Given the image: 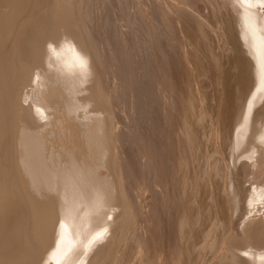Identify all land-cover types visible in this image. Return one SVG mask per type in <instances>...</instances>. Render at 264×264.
Here are the masks:
<instances>
[{
  "label": "bare ground",
  "instance_id": "1",
  "mask_svg": "<svg viewBox=\"0 0 264 264\" xmlns=\"http://www.w3.org/2000/svg\"><path fill=\"white\" fill-rule=\"evenodd\" d=\"M191 1L0 0V108L5 149L9 151V189L13 200L26 195L31 200L29 213L34 214L29 231L34 242L22 230L12 239L0 228V264H108L127 217L132 220L135 212L137 221L144 218V201L148 199L144 197L150 196H144L147 189L151 197L165 195L154 179L164 171L158 162L162 153L153 151L149 129L138 126L137 111H144L140 110L144 105L152 108L158 95L165 99L163 109L172 108L173 112L180 96L177 94L174 102L169 98L174 88L168 90L158 82L188 84L190 78L202 74L209 79L212 72L205 75L206 66L198 64L203 55H209L218 66L215 79L224 101L220 104L224 116L227 108L229 115L234 113L229 120L232 128L226 131L230 124H225L223 130L231 135L228 143L227 134L223 138L224 145L230 143V162L222 158L218 142L215 160L226 176L229 168L234 171L239 162L248 160L261 180L247 187L250 180H242V174L231 171L229 177L224 176L227 195L223 201H233L235 212L242 210V221L237 224L244 229L238 227L241 230L236 231L238 240L234 239L233 245L223 241L228 244L227 260L220 256L217 263L264 264V214L254 218V212L251 220L248 217L243 222L264 196V0H223L232 12V20H227L228 16L224 23L221 18L224 24L220 19L212 22L213 15H208L209 9H215L213 0H202L201 11ZM222 3L220 8L227 7ZM134 63L138 67L133 70ZM232 68L238 77L230 73ZM92 80L93 85L86 88ZM86 91L89 95L82 97ZM195 92L193 97H199ZM184 95L189 97L186 91ZM191 100L187 112L198 102ZM28 101L30 105L25 106ZM50 107L53 112L48 111ZM187 112L173 134L182 142L190 131H186L189 124L185 120L190 123ZM220 123L224 125V119ZM61 131L66 138L59 143ZM14 140L15 147L11 145ZM192 141L189 148L194 146ZM111 144L118 149L114 154ZM258 144H263L259 156ZM130 166L139 176L147 174V180L130 182ZM25 200L22 203L26 205ZM167 253L163 252L162 264H167ZM169 260L173 261L172 255Z\"/></svg>",
  "mask_w": 264,
  "mask_h": 264
},
{
  "label": "rangeland",
  "instance_id": "2",
  "mask_svg": "<svg viewBox=\"0 0 264 264\" xmlns=\"http://www.w3.org/2000/svg\"><path fill=\"white\" fill-rule=\"evenodd\" d=\"M195 1H198V0H195ZM195 1L194 2H193V0L191 1L192 2L191 4L194 5L193 7L195 9L200 10V8L202 9V7H204V2L202 0H200L201 2L199 1L200 4H199V2L197 3V6H195L196 5ZM217 1L218 0H213V2H215V5H216L215 9L212 11L209 9V12H208L209 17L212 18L211 15H213V18H214V19L212 18V20L211 19L210 20L212 22H214V21L217 22L219 19L221 20V18H222L223 21H224V19L226 21V18L228 16L229 17L227 20H229V18L232 20V18H231L232 12L230 10H228L229 7L227 6V4L223 0H220L218 2ZM222 1H223V3H222ZM219 2H221L222 5L226 4L225 6H227V7L222 6V8H220L221 4H219ZM218 5H219V7H218ZM220 9H222V11ZM223 9H225V10H223ZM215 11L216 12L218 11L220 13H216ZM223 11L224 12L226 11L225 13H228L227 15L224 13L225 17L222 16ZM209 13H212V14H209ZM215 14H216V16H214ZM217 14L221 15L222 17L221 16L217 17ZM222 20H221V23H222ZM225 21H224V23H225ZM229 21H227L226 23H229ZM224 23H222V24H224ZM136 24L138 25L139 22L136 21ZM210 50L212 51L213 48L211 47ZM198 53H199L198 55H200L202 52L198 51ZM0 54H2V53H0ZM205 54H208V50L206 51ZM230 56H232V55H230ZM200 57H202V56L200 55ZM204 57H206V59H203ZM203 58H201L203 60V62H202L198 56V59L200 60V61L198 60L199 61L198 64L201 65V63H202L203 64L202 68H204L206 66V68H204L205 69L204 74L206 72L205 75L208 76L209 73L211 74V72H212L209 79H208L209 76L205 77L202 74L201 76L199 75L200 77L197 76L195 78L194 77L190 78V80L188 81V84L183 83V84L178 85L177 83H172L170 85L168 81H166V82L163 81L165 83H163L162 81H160L161 83L158 82L161 86H164V88H166V89L171 88V87L174 88V90L172 89V92L170 93L171 97H169V98L173 99L174 102L176 101L177 94H178V96H180V102L178 104L175 103V110H173V112H172V108L171 109L170 108L169 109H163L166 106L165 105V99H163V96H158V95L155 96L156 98H153V97L149 98V102L151 101V98H153V101H154L153 103H155L158 100L152 108L144 105V108H142L140 110L145 109L146 111L145 110L141 111L140 112L141 114L138 113L139 111H137V114L139 115L138 116L139 122L137 123L138 126L143 127V125H144L147 129H149V134L147 133L148 134L147 137L149 140L151 139L153 141V142L151 141L152 146L154 148V150L153 149L152 150L157 151L159 149L158 152L162 153V154H160V159L158 160V162H160L159 165L162 166L164 171L163 172L161 171V173H162L161 175H158V173L155 174L154 179L156 181V184L159 183L158 186L160 189L163 190V193H165V195L162 196V195L157 194V197H151L152 193L148 192V189H147L148 193L146 192V194L144 196H147V195L148 196L150 195V196L144 197V199L148 198L147 201H144V204H145V206H144V218L142 220L137 221L135 212L132 213L133 215L135 214L134 216L131 215L132 220L129 219L130 217H127L128 223L127 224L125 223L126 226L122 230V235L120 236L119 242H118L117 247H116V249L117 248L118 249L114 250V252L112 253V255L108 261V264H133V263L134 264H162L161 258L163 256V252H168L167 253L168 257L166 256L167 264H171V263L172 264L173 263L174 264H184V263L185 264H218L217 261L220 259V256H223L225 261L227 260V259H225L224 255L228 251L226 248L228 246V244L226 246V243H224L223 241L225 240V241H227V243L229 241L230 244L234 243L235 242L234 239L238 240V238H234V236L237 235L236 231L239 228L244 229L242 227H239L240 222L242 221L241 220L242 217L240 218V216H243V214H241L242 210L239 209L238 212H235V207L233 205L234 204L233 201H228V200H227L228 202L223 201V200H226L225 197L227 195V192H226L227 187L225 185L227 181L225 180L226 178H224V176H226V173L219 168V164L215 160L217 154L214 155L215 154L214 149L218 146L217 147L218 150L221 153L223 152L222 155L225 156V157H222V156L221 157L225 158V162L227 160L229 161L228 155L230 153V149H229L230 143L228 145H224V139L223 138L226 134H227L226 139L231 137V135L228 133L229 132L228 130L232 128L229 120H231V115L234 116V113L232 111L233 114L229 115V113H231V112L228 111L230 109L227 108V110H226L227 113L224 116V110H223L224 108L220 107V104L223 106L224 101L221 102V100H220V92H219L220 88H219V84H218L217 80L215 79L216 78L215 76L217 74L216 68H218V66L216 64H214L215 61L210 59L211 57L209 55H206V56L203 55ZM133 59L134 58L132 57L131 60H133ZM204 60L207 62V64ZM210 60H212L213 62H211ZM134 61H135V59H134ZM208 61H210L209 65H208ZM204 64H206V65H204ZM207 65H208V67H207ZM137 67L138 66L135 63L132 65L133 70L137 69ZM199 67L201 68V66H199ZM209 68H211L212 70L211 69L208 70ZM232 69L229 70L230 73L233 71L231 74L234 75V73H235L236 77H238L236 69H234V68H232ZM190 73H191V75L196 76L192 71ZM154 74L156 75L157 71L156 72L154 71ZM213 74H214V76L211 79V76ZM214 79L216 80L217 83L215 82ZM93 81L94 80L89 82V84L87 83V85H89V86L85 85L86 88L91 87L93 85V83H92ZM90 83L92 85H90ZM234 83H232V85ZM101 85L104 86L105 83L102 82ZM191 86L196 91H198L199 97H196V98L193 97V96H197V92H195L194 89H192L193 91L190 90ZM105 87H106V85L103 88L105 89ZM28 89H29V87L24 88L23 91L25 92ZM104 89H103V95H104V97H107V91H106V89L105 90ZM135 89L136 90L140 89V87H138V88L136 87ZM185 91L187 94H189V97L186 96L187 98L184 95ZM104 92H106V94ZM86 93H87V95H86ZM127 93H128V91L126 90V96H128ZM191 93H192V95H191ZM193 93H195V94H193ZM216 94H218V96ZM85 95L86 96L89 95L88 91L81 94L82 97L83 96L85 97ZM213 96H215V97L213 98ZM158 98L159 99L161 98L160 101ZM188 98H191V99L193 98L196 101H198V102H196L197 105H196L195 109H193L192 111L190 110V112H187L188 104H190L189 101L191 100L190 99L188 101ZM177 99H178V97H177ZM235 100H237V98ZM30 101H32V100H30ZM238 102H239V100H238ZM238 102H235V103H238ZM30 103H32V102H30ZM106 103H108V102H106ZM24 105L25 106L30 105L29 101L27 102V104L24 103ZM176 105H178V106H176ZM218 106L221 108V110ZM52 108L50 107L48 109V111L51 109L50 111L53 112ZM107 108H108V110L109 109L111 110V114H112L111 106L109 107V105H108ZM148 108H150V109H148ZM162 109H163V111H162ZM232 110H233V108H232ZM219 111H221L220 115L218 114ZM186 112L188 113V116L190 118V123L187 120H185L187 122V124H189L187 126L188 129L186 128L187 129L186 131H188V130H190V131H188L189 133L187 132V134H186V131L184 132V134H186V135L183 136L184 142H182L177 137H175L176 135H173V134H174V130H176V126H179L181 124V123L179 124V120L182 121V118L184 120L183 116L186 114ZM199 113H201V114H199ZM170 114H171V116H170ZM227 115H229V116H227ZM151 116H152V119H151ZM200 116L202 117L203 120L201 119ZM217 116H219V118H217ZM223 116H224V118H223ZM227 117H229V118H227ZM198 118H200V119H198ZM221 118H222V120H221ZM223 119H224V125H223V123H220L223 121ZM191 121H193L194 123H192ZM177 124H179V125H177ZM225 124H227V125L230 124V125H228V127L225 128V130L228 131L226 134L223 131ZM190 125H192V126H190ZM191 127H193L194 133H193V131H191L192 130ZM200 128H201V130H200ZM215 128L217 129L216 132L214 131ZM143 129H144V127H143ZM190 132H192V133H190ZM216 134H217V136H216ZM169 135H172V136H169ZM65 138L66 137H65L64 132L61 131L58 134V142L60 143V141H63V139H65ZM185 138H186V140H185ZM188 138L189 139L191 138L194 140V141L191 140L192 143L195 142L194 146H193V148L195 147L194 149L189 148L191 141ZM215 138L217 139V141ZM15 141L16 140H14L13 142L11 141V145H13L14 147H15V144H14ZM228 141H229V139L227 140V143H228ZM217 142H218V144H217ZM215 143L217 144V146ZM187 144H189V146ZM6 145H7V142H6V138L4 135V120L1 116V108H0V228H2L8 234V236L10 238L14 239L17 235V232L19 233L21 230H22L21 232L22 233L24 232L25 235L29 234V231H31V227H32V224L30 222L32 221L31 218L34 214L32 213V216H31L29 213L28 206L30 205L29 208L31 209V202H30L31 200L28 197H26V195H25V198L27 200H25L24 197L21 198V200H20V196H18V198L16 196L15 200L12 199V198H14V195L12 196V192L9 189L10 174H9V170H8V155H7V154H9V151L7 150V152H6V149H5ZM222 145L225 146L226 148H223ZM114 146H115V144H111V147H113V150H112L113 154H114V152L118 151V149L117 148L115 149ZM248 146H246V148L249 149L250 147H248ZM262 146H263V144H258V149L260 151V152H258V156L261 154ZM9 148L10 147L8 145V149ZM225 149L229 150V151H226ZM248 149H246V150H248ZM14 150H13V152H15ZM13 152H12V154H13V156H15ZM190 152H192V153H190ZM242 153H240V154H242ZM224 154H226V155H224ZM192 155L194 156V159L190 158V157H192ZM114 158L115 157H113V160H115ZM117 161H118V158H117ZM209 161H210V163H209ZM229 162H227L226 164H229ZM121 163H123V162H121ZM251 164H253V163H250V162L248 163V160L243 159L237 165L238 168L236 170L234 169V171H233V169L231 170V168H229L228 171L230 170L229 172L232 171L233 174H236V175L242 174L243 175L242 180L244 179L245 182L247 179L250 180L249 181L250 183L249 182H247V184L245 183L246 186L249 187L251 185V182H254V183L259 182V181L261 182V180H259V178H256L257 175L253 174V173H255L256 169L254 170V168L250 167ZM247 166H249V167H247ZM223 168H224V165H223ZM122 169H123V167H122ZM129 170H130V173H129V181L130 182L133 183L134 181H136V183H138V182L147 180L146 179L147 174L143 173L142 175L139 176V174H136L137 173L136 170H135L136 172H134L133 168L131 169V166L129 167ZM239 170H241V171H239ZM221 171L224 174H222ZM102 172H104V171H102ZM229 172H228L227 176L228 175L230 176ZM237 172H239V173H237ZM252 176H254V177H252ZM124 180H125V177H124ZM166 184H169V186ZM248 184H250V185H248ZM165 189H166V191H165ZM222 189H223V192H222ZM223 193H224V195H223ZM24 194H26V193H24ZM24 194H23V196H24ZM167 195H168V197H167ZM158 196H159V198H158ZM163 198H165V199H163ZM17 199H19V200H17ZM22 199L25 200V203L27 201H28V203H26V205H25L24 203H22ZM14 201H16V202H14ZM158 202H160V203H158ZM232 202H233V204H232ZM258 202L259 203H256L254 205V207L251 208L252 213L248 214L250 216L246 215V218H245V220L243 219V222L244 221L247 222L248 217L251 220L253 217L252 214H254V212H255L254 218L256 216H259V215L262 216V214H264V213H262V212H264V196H262V199H260V201H258ZM161 205L164 208H161L162 207ZM17 208H18V211H17ZM207 208L209 210H207ZM154 209H155V211H154ZM149 210L151 212H149ZM25 212H27V213H25ZM19 213H20V216H19ZM146 215H147V217H146ZM21 216H22V218H21ZM238 217L240 218V220H238L239 219ZM147 218L148 219L151 218V220L149 219L150 221H148ZM154 218H156L157 220ZM23 219H25V220L27 219V220L25 221ZM227 221H228V223H227ZM237 223H239V226ZM15 224L16 225L19 224L18 226H22L21 228H23V229H21L20 227H16ZM30 224H31V226H30ZM210 225H212V226H210ZM139 226H140V228H139ZM24 227H26V229H24ZM209 227H210V229H209ZM19 228H20V230H18ZM147 229H148V231H147ZM241 229H239V231ZM25 230H26V232H25ZM227 230H229V231L227 232ZM146 231H147V233H146ZM30 233H31V234H29L30 236L27 235V239L29 238L30 242H34L32 240L33 237L31 236L32 232H30ZM140 235H142V236L140 237ZM219 235L221 237H218ZM218 238H220V239L218 240ZM140 239L142 242H140ZM143 243H144V245H142ZM215 243H216V246H215ZM238 243H241V242H238ZM34 245L35 244L33 243L32 246H34ZM231 245H233V244H231ZM234 245H236V243ZM237 245H239V244H237ZM139 246H143V247H139ZM212 246H214V247L212 248ZM160 252H161V254H160ZM171 255L173 256V261L171 260L172 262H170V260H169L171 258ZM159 259H160V261H159Z\"/></svg>",
  "mask_w": 264,
  "mask_h": 264
}]
</instances>
